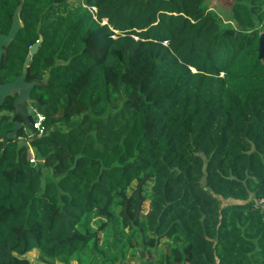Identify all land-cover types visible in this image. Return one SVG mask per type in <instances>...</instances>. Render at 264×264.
Segmentation results:
<instances>
[{"label":"trees","instance_id":"trees-1","mask_svg":"<svg viewBox=\"0 0 264 264\" xmlns=\"http://www.w3.org/2000/svg\"><path fill=\"white\" fill-rule=\"evenodd\" d=\"M22 20L46 131L32 164L0 119V264H264V0H26Z\"/></svg>","mask_w":264,"mask_h":264},{"label":"flooded vegetation","instance_id":"flooded-vegetation-1","mask_svg":"<svg viewBox=\"0 0 264 264\" xmlns=\"http://www.w3.org/2000/svg\"><path fill=\"white\" fill-rule=\"evenodd\" d=\"M0 0V38L7 39L14 26L15 15L18 13V18L20 21L18 33L16 37L9 43L5 45L0 44V86L6 85L8 83L15 82L19 77H22L24 71L27 69L26 77L24 81L27 83L38 82L39 81H29L28 80V68L30 67L26 65L27 58L30 53V48L35 45L39 39L31 45L28 50L29 39L21 38L20 33L22 28H24V22L22 20V11L24 9V5L26 0ZM41 35H39L40 38ZM33 58V57H32ZM32 62V61H31ZM31 64V63H30ZM38 86V85H36ZM35 86V87H36ZM33 93V91H32ZM31 93V98H32ZM20 95V92H15L14 94L8 95L4 98L3 103H0L2 110L0 111V119L4 117H9L10 121L17 126V124L21 125V128L24 126H28L29 122L27 116H33V107L32 104L27 100L25 103H21L20 110L17 112L15 108V99ZM13 101L12 106L13 110L8 108V101ZM27 108L28 115L25 116L23 109Z\"/></svg>","mask_w":264,"mask_h":264},{"label":"water","instance_id":"water-1","mask_svg":"<svg viewBox=\"0 0 264 264\" xmlns=\"http://www.w3.org/2000/svg\"><path fill=\"white\" fill-rule=\"evenodd\" d=\"M19 25H20V21L18 18V13H16L13 30L7 39L0 38L1 45L9 44L16 37L18 33ZM42 42H43V37L40 36L39 41L30 48V53L26 61L27 66L30 65L32 61V57L38 52V49L41 46ZM259 45H260V55L264 59V33L261 35ZM0 62H1V55H0ZM26 74H27V69L24 71L23 76L19 77L15 82L0 86V103H3L4 98L6 96L14 94L15 92H20V95L15 99V108L17 112H19L20 110L19 105L21 103H25L27 100H29L30 104L34 103V101L31 98V93L34 90L35 86L39 85L38 82L27 83L26 81H24ZM23 111L25 116H27L28 110L26 107L23 109ZM27 119L29 125H31L33 123V116H27ZM20 129H21V125L17 124L16 129L8 133V135L5 137L4 143H8L11 138L18 136ZM37 169L39 170V168Z\"/></svg>","mask_w":264,"mask_h":264},{"label":"built area","instance_id":"built-area-1","mask_svg":"<svg viewBox=\"0 0 264 264\" xmlns=\"http://www.w3.org/2000/svg\"><path fill=\"white\" fill-rule=\"evenodd\" d=\"M33 113L35 114L33 116V123L31 125L22 127L23 135L19 136L18 139L19 141L26 143L29 146L31 154H32L31 163L36 164L37 159L35 157L34 150L30 146V140L33 137L42 136L46 131V127L44 125L45 116L41 114L40 112H38L37 109L35 108L33 109ZM263 203H264V200L260 201V204H263Z\"/></svg>","mask_w":264,"mask_h":264},{"label":"rangeland","instance_id":"rangeland-1","mask_svg":"<svg viewBox=\"0 0 264 264\" xmlns=\"http://www.w3.org/2000/svg\"><path fill=\"white\" fill-rule=\"evenodd\" d=\"M33 116L35 115L34 113H32ZM28 257L31 261L32 264H42L40 261V253L37 250L32 251L31 253L28 254Z\"/></svg>","mask_w":264,"mask_h":264}]
</instances>
